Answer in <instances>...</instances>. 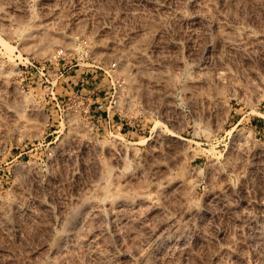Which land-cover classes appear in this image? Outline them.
I'll return each mask as SVG.
<instances>
[{
  "label": "rangeland",
  "instance_id": "obj_1",
  "mask_svg": "<svg viewBox=\"0 0 264 264\" xmlns=\"http://www.w3.org/2000/svg\"><path fill=\"white\" fill-rule=\"evenodd\" d=\"M262 205L264 0H0V264H264Z\"/></svg>",
  "mask_w": 264,
  "mask_h": 264
},
{
  "label": "built area",
  "instance_id": "obj_2",
  "mask_svg": "<svg viewBox=\"0 0 264 264\" xmlns=\"http://www.w3.org/2000/svg\"><path fill=\"white\" fill-rule=\"evenodd\" d=\"M60 54V58H64V52L63 50L59 51ZM35 67V71L39 74L41 80H42V84L44 87H54V84L59 80V78L62 77L63 72L59 69H54L55 67H53L52 65L48 64V65H34ZM112 82V86L114 87L113 89H115V83ZM54 94V91H53Z\"/></svg>",
  "mask_w": 264,
  "mask_h": 264
},
{
  "label": "bare ground",
  "instance_id": "obj_3",
  "mask_svg": "<svg viewBox=\"0 0 264 264\" xmlns=\"http://www.w3.org/2000/svg\"><path fill=\"white\" fill-rule=\"evenodd\" d=\"M171 136L174 139H177V140L180 139V137L177 134H175V133H171ZM260 217H261L262 220L264 219V205H262V209H261V212H260ZM157 238H158V236H157Z\"/></svg>",
  "mask_w": 264,
  "mask_h": 264
}]
</instances>
